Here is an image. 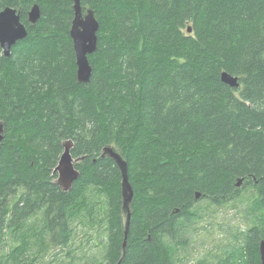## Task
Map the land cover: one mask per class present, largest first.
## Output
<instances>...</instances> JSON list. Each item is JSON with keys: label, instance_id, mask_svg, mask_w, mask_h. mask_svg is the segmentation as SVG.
<instances>
[{"label": "trees", "instance_id": "trees-1", "mask_svg": "<svg viewBox=\"0 0 264 264\" xmlns=\"http://www.w3.org/2000/svg\"><path fill=\"white\" fill-rule=\"evenodd\" d=\"M73 5L0 0L28 30L10 57L0 46V264H66L89 246L90 264H176L202 198L245 202L247 227L217 264H262L264 0H82L100 22L88 82L77 77ZM67 140L84 159L64 191L54 169ZM110 145L134 190L126 248Z\"/></svg>", "mask_w": 264, "mask_h": 264}, {"label": "water", "instance_id": "water-1", "mask_svg": "<svg viewBox=\"0 0 264 264\" xmlns=\"http://www.w3.org/2000/svg\"><path fill=\"white\" fill-rule=\"evenodd\" d=\"M74 2V18L70 29V36L73 40L76 63H77V77L79 81L88 82L92 73V66L90 64L89 55L98 49V31L100 29V22L96 17L95 11L91 8H86L82 5V0H72ZM29 20L31 23H36L41 16V8L38 4H34L29 11ZM191 32V27L188 29ZM28 30L26 25L22 22L20 12L11 6L5 7L0 11V46L5 56L10 57L12 48L18 41L27 37ZM222 80L231 85L239 86L238 77H235L227 72L222 74ZM5 138L4 127L0 124V149L1 142ZM64 151L60 157L58 165L54 169L57 174V183L64 190L68 191L73 187L74 182L80 176V170L76 167L84 159L74 158L71 149L73 141L67 140L63 143ZM102 156H109L113 158L122 172V198L123 210L126 214L125 221V241L124 248L127 245V236L131 220V203L134 197V190L129 181L128 163L123 159L120 152L112 145L106 146L103 149ZM243 179H239L237 186L240 187ZM196 197H200L197 193ZM261 261L264 264V240L260 243ZM120 264V262L118 263Z\"/></svg>", "mask_w": 264, "mask_h": 264}, {"label": "rangeland", "instance_id": "rangeland-1", "mask_svg": "<svg viewBox=\"0 0 264 264\" xmlns=\"http://www.w3.org/2000/svg\"><path fill=\"white\" fill-rule=\"evenodd\" d=\"M207 203L205 198L197 202L195 209L201 208L202 219L180 235L179 240L186 244L183 246L181 243L176 264H196L200 260L217 264L237 247L234 235L247 227L243 213L245 202L238 201L225 207L209 206ZM78 232L77 243L82 239L86 242L81 227ZM89 247L83 249V254L74 262L70 260L66 264H90L95 249Z\"/></svg>", "mask_w": 264, "mask_h": 264}, {"label": "bare ground", "instance_id": "bare-ground-1", "mask_svg": "<svg viewBox=\"0 0 264 264\" xmlns=\"http://www.w3.org/2000/svg\"><path fill=\"white\" fill-rule=\"evenodd\" d=\"M189 29V28H188ZM15 140V139H14ZM77 164V163H76ZM136 193V192H135ZM137 195V194H136ZM115 207V206H114ZM137 211V210H136ZM136 213V212H135ZM175 215V214H174ZM117 221V220H116ZM135 224V223H134ZM134 231V230H133ZM160 244V243H159ZM61 249V248H60ZM164 250V249H163ZM161 253V252H160ZM157 254V253H156ZM112 255V254H111ZM157 256V255H156ZM160 260V259H159ZM205 264V263H204Z\"/></svg>", "mask_w": 264, "mask_h": 264}]
</instances>
